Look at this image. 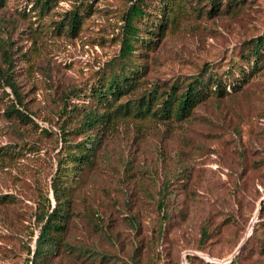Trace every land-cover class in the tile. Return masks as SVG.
<instances>
[{"label":"rangeland","instance_id":"374dc122","mask_svg":"<svg viewBox=\"0 0 264 264\" xmlns=\"http://www.w3.org/2000/svg\"><path fill=\"white\" fill-rule=\"evenodd\" d=\"M132 2L0 0V264L28 258L33 207L63 150L56 111L71 92V102L101 107L92 90L117 66ZM141 6L149 13L135 21L138 36L161 26L153 43H134L128 65L139 76L115 104L204 65L235 78L252 63L246 42L264 32V0ZM70 12L79 18L73 34ZM250 74L238 92L226 85L182 120L116 115L94 131L92 159L71 180L64 242L72 249L61 246L49 264H264V53ZM15 96L34 123L7 112ZM75 123L63 121L67 141L81 139Z\"/></svg>","mask_w":264,"mask_h":264},{"label":"trees","instance_id":"16d2710c","mask_svg":"<svg viewBox=\"0 0 264 264\" xmlns=\"http://www.w3.org/2000/svg\"><path fill=\"white\" fill-rule=\"evenodd\" d=\"M41 1L43 5H48L53 0ZM132 1L123 18L125 32L121 38L118 56L115 59L117 66L110 69L108 75L101 79L102 81L92 90V96L101 104V107L99 109H87L84 105L71 102L73 98L77 97L74 92L61 99L62 105L56 111L55 123L58 126L56 135L63 150L62 153L55 156L49 177V191L40 194L41 196L33 207L32 225L37 229V233L34 238L33 235H30L32 247L29 245L30 241H26L25 249L28 258H24L20 264H49L51 259L58 254L61 246L71 248L68 243L64 242L67 222L72 215L71 180L77 170L83 165L89 164L92 159L97 143L92 134L94 131H100L101 128L108 125L109 119L116 115H130L138 118L152 116L161 120L173 117L182 120L190 114L194 106L204 101L208 95L213 94L219 97L223 93L227 94L226 85L231 88L232 93L238 92L251 75L250 69L254 67V62L260 60L264 53L263 32L246 42L250 44V55L253 56L252 63L245 68L246 70L235 73L237 75L235 78L222 77L204 65L198 73L188 78L169 82L164 87L153 86L137 97L128 98L115 104L114 102L120 96L132 89L136 78L139 76L138 68L133 70L128 65L129 57L136 48L134 43L139 41L142 46L151 41L153 43V37L158 35L157 28L161 26L160 23L155 29H146L144 31L146 36H138L137 27L134 25L135 21L148 15L149 12H146L141 6L142 0ZM157 10L159 17L162 16L164 20L165 10L163 6H159ZM156 15L154 13V18L157 17ZM77 16L76 12H70L65 22L66 28L71 34L79 26ZM6 62H8V58ZM226 78L227 81L225 82ZM5 83L11 85L8 79ZM15 97V103L10 105L7 112L20 120L34 123L28 113L19 107L20 100L17 96ZM65 118H74L76 121L74 130L77 135L81 136L80 140L76 142L67 141L68 132L70 133L71 130H67L68 127L63 124ZM42 131L48 133L44 129ZM48 192L51 193L53 202L47 196ZM163 197L161 194L159 208L164 217L167 211L164 210ZM82 251H85L82 254L83 258L89 259L88 249L84 248ZM135 252H137V247L133 248L132 253ZM230 264H237V262L233 260Z\"/></svg>","mask_w":264,"mask_h":264}]
</instances>
